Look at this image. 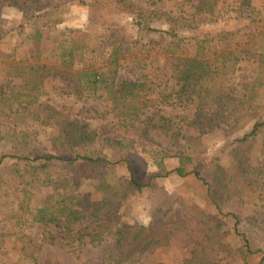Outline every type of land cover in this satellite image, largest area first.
Instances as JSON below:
<instances>
[{
	"label": "trees",
	"instance_id": "trees-1",
	"mask_svg": "<svg viewBox=\"0 0 264 264\" xmlns=\"http://www.w3.org/2000/svg\"><path fill=\"white\" fill-rule=\"evenodd\" d=\"M114 1H88L92 14L89 31L59 30L57 24L61 22L63 10L48 8L41 15V24H32L30 33L32 39L41 43L40 55L45 62L32 69L16 67L15 77H21L22 81L12 88L0 82L1 115H14L16 107L27 110L23 104L36 102L45 84L59 78L70 82L79 99L97 98L108 102L115 112V120L110 123L122 130V137L108 135L79 119H69L62 132L52 137L50 150L54 154L51 156H33L31 149L19 148L21 141L28 139L25 134L29 133L25 130L30 129L13 131L14 134L10 129L1 132L11 142L12 152L1 156L0 166L7 158H16L22 170L14 190L5 184L4 167H0V251L8 250L14 236L23 235L20 260L1 264H67L59 260L46 262L43 258V252L57 233H63L65 248L72 249L67 252L71 256L70 264H135L151 250L174 245H181L187 251L185 264H225L219 246L213 243L219 233L240 237L239 245L230 255L240 264H264V247L255 242L257 231H264V223L255 216L242 215L248 205L264 208V185L247 188L233 178L220 156L196 163L194 155L205 134L222 129L233 138L230 152L237 158L239 167L247 173L264 172V120L261 119L264 28L253 34L242 48L211 55L213 42L224 33L200 36L201 27L195 13L163 10L155 6L161 0H123L119 16L126 15L132 21L134 34H130L129 27L112 13ZM260 1L264 0H239L238 7L239 16L247 14L253 23L260 22L258 28L263 25L264 15ZM59 35H67L69 39H61ZM188 38L194 46V55L166 71L170 83L157 92L166 103L190 107L193 116L153 113L152 93L140 95L136 89L138 73L150 76L158 87L155 76L161 77L167 58L181 54ZM139 48L156 52L133 55L132 51ZM247 58L255 61L257 70L246 73L239 85H235L233 81L243 73L241 62ZM61 117L59 110L50 108L43 121L57 124ZM184 120L189 134L181 138L190 137L192 151L174 152L162 144L156 149L144 147L152 130H161L173 137L182 127L179 122ZM255 139L262 143L263 163L253 161ZM103 144L110 150L103 152ZM143 153L152 154L150 157L164 175L177 172L186 178L181 187L189 195H178L154 184L153 180L140 182L135 165L144 166ZM173 158H177L178 164L168 168L166 161ZM122 163L128 166L127 177L118 176L114 171ZM89 179L100 199L94 198L92 192L80 190ZM46 189L51 193L43 198L40 192ZM123 190L151 207V223L138 237L131 235L124 218ZM16 194L19 207L14 209ZM190 195L202 202L197 210L193 209L194 197ZM51 201L61 208L56 225L50 220L48 203ZM9 217L13 221L7 227ZM246 219L248 222L244 223ZM74 240H79L76 245ZM101 240L109 244L105 250L102 246L99 258L93 257L90 261L82 255L87 245L99 248ZM16 247L17 243L13 245Z\"/></svg>",
	"mask_w": 264,
	"mask_h": 264
},
{
	"label": "rangeland",
	"instance_id": "rangeland-1",
	"mask_svg": "<svg viewBox=\"0 0 264 264\" xmlns=\"http://www.w3.org/2000/svg\"><path fill=\"white\" fill-rule=\"evenodd\" d=\"M32 1V0H31ZM21 1L15 2V0H0V82L5 84L8 88H12L14 85L22 81L21 77H15L14 69L16 67L25 69H32L36 67L37 64L45 62L44 57L40 55L42 52L41 43L37 42L35 39L30 37L32 32V24L40 23L42 21V14L49 10L48 8H62L60 13V21L57 27L61 31H65L70 28H82L89 31L92 27V14L90 12V7L88 4L89 0H35V2ZM24 2V3H22ZM41 5H39V4ZM258 3V2H256ZM263 6H260L264 12V1H260ZM61 4V7H59ZM123 0H115L112 7V13L119 16L123 10ZM163 10L172 12H190L197 15L198 21L200 23V31L198 34L203 36L205 33H224L212 44L210 49V54L215 55L220 51L226 49H238L251 38V36L264 28V15L262 19V26L258 28L260 22L253 23L243 14L239 16L238 7L239 0H161L155 5ZM55 10V9H53ZM59 16V15H58ZM122 24L127 25L130 29V34H134V28L132 21L126 17V15H121L118 17ZM260 19L259 17H257ZM45 22V21H43ZM41 24V23H40ZM56 34V33H54ZM68 38L67 35H59V38ZM190 38L184 41L181 49V54L177 57L167 58L165 67H163L161 77L155 76L158 79L156 82L159 83L158 87L153 84L154 80L146 76L144 73H138V80L136 84V89L140 95H148L152 93L150 98H153V103L151 105V112L153 113H163L165 115L176 117L182 113L190 114L193 116V110L190 107H182L180 105L176 106L173 104L166 103L158 97L157 90H162L164 84L169 85V76L166 71H169L174 64L179 63L187 56L194 55V46L188 41ZM141 47V46H140ZM147 52H156V50L146 51L143 49H134L132 51L133 55L136 54H146ZM243 68V73L238 74L237 78L233 81L235 85H239L240 81L246 73H254L257 70V64L254 60L243 59L241 62ZM264 90V89H263ZM262 103V117L264 120V91L261 100ZM27 110L24 107H16L17 110L14 115L5 116L0 114V160L3 154L11 153V142L9 139H4V134L1 132L10 129V132H17L19 130H25L29 134L26 141H21L19 148L31 149L33 156H51L54 154L50 150L51 140L54 135L61 133L67 120L75 119L81 120L92 128H98L104 134L108 135H118L122 137V130L119 125L113 126L112 120H115L114 111H112V106L103 99L95 98H85L79 99L75 96L72 91V86L69 81H64L62 79H54L45 84V89L40 95L39 99L33 103H25ZM54 108L61 112V119L57 124L45 123L44 115L47 113V109ZM31 109V111H29ZM34 112V113H32ZM36 114L37 117L32 115ZM182 127L180 130L174 132L173 137H169L161 130H152L149 134L147 141L145 142V148L156 149L159 144H162L166 150H172L176 152L179 149L192 151V145L190 137L186 140L181 137H185L189 134L186 130L187 121L179 122ZM179 125V126H180ZM15 129V130H14ZM195 130V129H194ZM13 132V134H14ZM193 131V135H195ZM198 134V132H197ZM24 135V136H25ZM190 132V136H191ZM103 140V139H102ZM233 138L227 136L222 129H215L214 131L205 134L197 146L194 149L195 161L196 163H202L205 160L220 156L221 162L225 164L228 172L233 176V178L241 185L250 188L257 189L264 185V172L258 173H247L243 171L238 164L237 158L231 154L230 147L232 145ZM104 143V140H103ZM136 143V145H138ZM133 147V146H131ZM262 148V143L259 139L254 140V151H253V161L255 164L263 163V156L260 151ZM110 150L108 146L103 144V152ZM187 151V152H190ZM200 154V152H202ZM170 153V152H169ZM152 155V154H151ZM151 155L143 153L142 156L145 158L144 166L139 163L138 166L135 165L137 172V178L142 183H148L153 180L154 184L159 186H164L169 191H176L178 195L188 194L182 184L186 182V178L181 177L177 172L170 173L169 175H164L163 171L160 170L159 166L155 164ZM131 160L134 161L133 157ZM17 159L7 158L3 161L0 167L4 173V182L7 186L12 189H16L19 182V174L22 169L20 165L16 164ZM177 158L172 160H167L166 165L168 168L172 166H177ZM114 171L118 176H129V169L125 163L118 165ZM92 180H86L85 183L80 187L81 191L92 192V195L96 199H100L101 195L95 190L94 184L90 183ZM51 193L50 190H44L40 192L43 198ZM217 199L220 196L217 192H214ZM193 198V195H190ZM122 198L125 204L123 205V210L126 208L124 218L126 219L130 233L133 237L140 236L147 227H143L140 223L136 222L131 216V211L133 205L139 202H144L141 198L133 196L130 193L123 190ZM192 201L193 209L197 210L202 202L199 198H193ZM50 208V220L51 223L55 225L58 223L61 217V208L58 204L54 202L48 203ZM19 207L17 194L14 199V209ZM179 214V213H178ZM243 217H253L255 216L259 222L264 223V208L260 206H246V211L242 212ZM132 221L131 223L129 221ZM12 217L7 220V227L11 226ZM247 219L244 223H247ZM32 229V227L30 228ZM28 229L27 231H30ZM69 236V235H68ZM105 238L108 236L105 235ZM77 238V236H76ZM104 238V239H105ZM86 239V238H85ZM240 240L239 236H225L219 233L213 238V243L217 244L224 257L225 264H240L238 260L234 259L233 254L235 248H237L238 242ZM74 240V244H77ZM23 242V235L19 237H13L12 242L8 243V250L0 251V264L9 262H15L20 260L21 256V246ZM63 233L55 234V238L43 252V258L46 262L61 261L70 264L71 256L68 250H72L71 247L65 248L67 244ZM257 246L264 247V231H257V236L255 240ZM18 244V247L13 248L14 244ZM101 246L99 248H92V246L87 245L85 251L82 253L84 257L91 258L99 256L103 253V250L108 248V244L101 240ZM100 244V243H99ZM98 244V245H99ZM103 246V250H102ZM187 257V251L181 245H174L168 248H156L151 250L138 259L135 264H158L163 262L165 264H185V258ZM260 257H262L260 255ZM230 260V262L228 261ZM23 262V261H22Z\"/></svg>",
	"mask_w": 264,
	"mask_h": 264
},
{
	"label": "clouds",
	"instance_id": "clouds-1",
	"mask_svg": "<svg viewBox=\"0 0 264 264\" xmlns=\"http://www.w3.org/2000/svg\"><path fill=\"white\" fill-rule=\"evenodd\" d=\"M151 207L146 205L145 202H139L133 205L131 216L133 219L140 223L143 227H148L151 223ZM132 222L131 220L129 221Z\"/></svg>",
	"mask_w": 264,
	"mask_h": 264
}]
</instances>
